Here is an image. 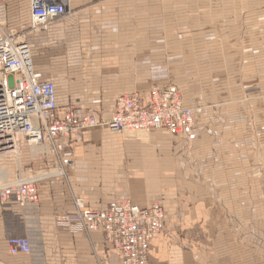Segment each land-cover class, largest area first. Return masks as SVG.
<instances>
[{"label":"crops","instance_id":"0c3cea01","mask_svg":"<svg viewBox=\"0 0 264 264\" xmlns=\"http://www.w3.org/2000/svg\"><path fill=\"white\" fill-rule=\"evenodd\" d=\"M69 11L25 36L34 71L54 81L58 118L175 86L197 139L73 135L66 179L43 183L38 205L22 208L15 196L0 204V264H122L103 232L59 226L74 197L94 210L125 198L161 203L165 227L148 264H264V0H70ZM0 21L8 32L28 29L29 0H0ZM22 156L35 170L54 163ZM17 170L0 163L6 180ZM11 238L31 252L13 255Z\"/></svg>","mask_w":264,"mask_h":264},{"label":"built area","instance_id":"2783aa9c","mask_svg":"<svg viewBox=\"0 0 264 264\" xmlns=\"http://www.w3.org/2000/svg\"><path fill=\"white\" fill-rule=\"evenodd\" d=\"M31 22L21 32L5 29L0 21V160L19 158L25 150L35 157H51L54 163L35 171L17 159L14 178L0 183V204L15 196L19 205L40 203L39 187L64 180L74 165L70 145L73 135L107 129L125 139H140L164 131L192 144L197 139L194 110L185 106L181 91L171 86L153 87L148 93L135 92L117 98L110 112L89 110L75 118L73 108L65 119L57 115L56 87L34 71L31 50L25 36L70 15V0H29ZM110 117V119H108ZM39 150L34 154L33 150ZM75 213L56 218L59 226L87 234L103 232L106 241L119 251L122 264H148L150 244L164 230L165 209L159 202L147 206L130 199L115 200L99 210L90 209L79 197L73 198ZM10 252L29 254L24 238L8 241Z\"/></svg>","mask_w":264,"mask_h":264},{"label":"rangeland","instance_id":"374dc122","mask_svg":"<svg viewBox=\"0 0 264 264\" xmlns=\"http://www.w3.org/2000/svg\"><path fill=\"white\" fill-rule=\"evenodd\" d=\"M117 136H119L122 140H124L125 138H123L121 135H119V134H117V133H115ZM24 152V151H23ZM23 152H22V154H20L19 155V158H17V159H20L21 158V156L23 155ZM22 158H23V156H22ZM17 159L16 158H10V159H2V160H0V163H4L7 167H8V169H9V171H13L14 173L16 172V169H17V167H18V164L20 163L19 161V163L17 162ZM23 161V160H22ZM24 163V162H23ZM23 167H26V166H23ZM35 170V169H34ZM38 170H41V169H38ZM37 169L35 170V171H38ZM71 170V169H70ZM70 170H69V173H70ZM69 173H68V175H69ZM0 175H1V177H2V180H0V183H2V182H6V181H8V180H6L5 179V176H6V172L4 171V172H2V174L0 173ZM9 180H11V178L9 179ZM125 199H128V198H125ZM121 200V199H120Z\"/></svg>","mask_w":264,"mask_h":264},{"label":"water","instance_id":"95a60500","mask_svg":"<svg viewBox=\"0 0 264 264\" xmlns=\"http://www.w3.org/2000/svg\"><path fill=\"white\" fill-rule=\"evenodd\" d=\"M108 119H110V117H108Z\"/></svg>","mask_w":264,"mask_h":264}]
</instances>
